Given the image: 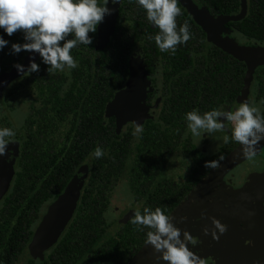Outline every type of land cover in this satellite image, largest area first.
Returning a JSON list of instances; mask_svg holds the SVG:
<instances>
[{
  "label": "trees",
  "instance_id": "trees-1",
  "mask_svg": "<svg viewBox=\"0 0 264 264\" xmlns=\"http://www.w3.org/2000/svg\"><path fill=\"white\" fill-rule=\"evenodd\" d=\"M198 1L214 15L235 13L240 6L239 0ZM184 22L189 24L192 33V38L186 44L191 43L197 48L205 36L181 12L177 17L178 27ZM150 25L144 10L135 0H124L104 48L99 49L96 45L99 24L95 33H89L92 37L89 46L81 44L71 50V55L78 62L77 68L48 73L47 66L39 60L38 72L23 77L7 91L4 104L10 110L14 109L12 103L18 98L25 101L24 92L28 93L29 88L34 98L30 117L22 131L17 133V139L22 143L19 172L1 209L2 214L10 216L8 220H1V247L6 243L10 249L13 246L15 251L23 249L31 235L30 224L36 222V214L42 211L46 203L62 194L77 170L86 164L90 167L89 179L75 218L48 264H74L86 258L91 251L94 255L83 264H90L95 256L100 259L108 256V241L102 242L108 230L106 190L119 181L130 180L132 192L138 199L147 196L143 207L159 206L168 214L174 212L182 198L193 188L189 185L187 188L173 187L165 180L155 187L163 200L154 197L157 194L153 183L159 170L157 163L165 156L160 149L162 144L155 142L157 132H153L151 126L138 140L130 130L122 137L117 131L115 117L107 116L109 106L130 76L131 58L138 47H142L146 66H149V72H153L157 53L161 51L154 40L149 39L158 31L157 28L152 31ZM236 27L249 41H264V0H250L247 19ZM0 35L9 41V45L0 50L1 75L20 63L28 51L11 54L12 43L24 42L21 32L8 36L0 30ZM202 60L204 58L201 56L193 58L195 63ZM240 69L242 85L244 64L241 63ZM192 77L197 78L194 74ZM258 81L261 85L259 96L264 99V70L260 71ZM170 111V108H165L163 113L171 116ZM178 124L177 121L170 125L176 127ZM181 128L184 135L186 124ZM97 145L105 153L100 159L90 155ZM17 215L18 219H14ZM11 220L16 221L12 228ZM8 228L9 233L3 231ZM124 230L121 236L128 246L145 242L146 230L138 231L132 222ZM98 264L103 263L98 261Z\"/></svg>",
  "mask_w": 264,
  "mask_h": 264
},
{
  "label": "flooded vegetation",
  "instance_id": "flooded-vegetation-1",
  "mask_svg": "<svg viewBox=\"0 0 264 264\" xmlns=\"http://www.w3.org/2000/svg\"><path fill=\"white\" fill-rule=\"evenodd\" d=\"M123 1L124 0H120V3L115 9L117 12L123 5ZM191 1L198 8L207 12L213 19H217L222 16L238 15L242 9V0H239L240 6L235 13L214 15L210 13L198 0ZM247 1L248 10L246 17L241 21L226 23L221 29L220 38L223 44L226 42L230 43L232 41L238 46L264 50V41H249L238 31L236 27L237 24L245 21L249 15L250 0ZM178 7H180L181 12H184L185 18H190V21H192L193 24L203 32L205 37L201 39V43L197 46V48H194L190 43L178 45L175 54L158 52L153 72L152 70L149 72V66H146L148 85L145 87L144 93L138 95L132 93V86L129 85L130 82L128 77L126 84L119 93V96L122 98V106H135L136 101L138 100L139 104L146 110L145 117H143L144 119L140 121L137 119V121L129 122L124 129L120 130V135L122 137L127 135L129 130L133 135L136 123H139L143 127V132L138 135H133L136 140H138L149 127L153 126V132H157L155 135V142L157 141L158 144H162L160 149L162 153H165V156L164 158L159 159V162L157 163L159 170L157 171L155 177L156 179L153 182L154 191L157 192V196L155 195L154 197H159L158 194L160 193V191L155 187L165 180L171 183L173 187L187 188L188 185L192 186L193 188L180 201L179 205H181L189 196L194 194L197 187H199L203 182L205 183L209 179L210 175L217 171V168H206L205 162L218 161L219 165H221L240 146L239 143L231 139L229 131L231 128V122L227 121H225L226 128L223 131L212 133L202 132L201 136L194 137L186 128L185 134L183 135L181 126H183L184 123L186 124L183 119L185 112L191 111L194 108L198 109L201 113L209 111L212 108L234 110L239 106L240 102L246 99L250 100L255 106L259 107L262 112H264V99L259 96V89L261 85L258 81L260 71L264 70V66H259L254 70L252 79L249 82L248 91L245 95H243L248 73L246 64L240 61L239 58L224 51L221 47L211 42L209 40V33L196 23L192 15L189 14L179 2ZM150 28L152 31L156 29L154 25H150ZM138 49H142V47H138L137 50ZM29 53L30 52H27L25 56H23L20 64L23 65L24 60ZM199 56L204 58V60H202L201 63H195L193 58ZM241 63L245 66L242 85L240 69ZM210 65L211 67H209ZM13 69H15V67L12 66L9 71L2 73L0 77L11 72ZM192 74L196 75L197 78H193ZM27 75L29 74L25 73L24 76L15 79L4 89L2 97H0L1 104L6 106L4 104V99L7 91L16 86V84ZM24 90L26 91L27 88ZM24 95L25 101H22V98L20 97L12 103L14 107L13 110H10L7 107L13 114H15V116H17L20 113L18 110L22 108H18L17 104L20 103V105H23L21 103H26L27 113L22 125L18 129H14L16 136L13 138L11 143L19 145L18 158L16 159L14 165V175L10 183V187L7 193L0 199V225L2 224L1 220H8L10 218L9 215L6 216L2 214L1 209L3 208L5 199L8 197L14 186L16 176L19 172L18 162L21 156L22 143L17 139V133L22 131L25 121L29 119L31 108L33 107L34 97H32L31 89H28V93L24 92ZM165 108H170L171 116H166L163 113ZM20 118L22 119V116ZM219 119L223 120L224 118L221 117ZM177 121L179 126L174 127L170 125L172 122ZM12 126L15 125L11 124V126L7 125L6 127ZM225 135L229 136V141L227 143H224L223 140ZM232 147L234 148L230 150ZM213 152L216 153L212 155L211 153ZM263 152L264 147L260 150L257 159H260ZM221 157H223V159H221ZM254 158L252 160H254ZM261 160L264 162L263 159ZM249 161L251 160H248L247 162ZM86 165L89 167L88 164ZM239 167L240 166L237 165L231 169L229 168L219 172L221 180L223 181V184L221 185L222 190L220 188L219 189L221 192H224V190H231L233 192L241 190L242 195L244 196L243 200L247 199L248 203H250L252 201V197H254L257 209L260 210L261 207V211H264V163L243 177V179L242 177L241 179L236 178V175L241 169ZM88 179L85 182L84 188L86 187ZM120 185H124L128 196L120 199L119 203H123V205L113 206V194L117 191ZM211 185H213V183ZM211 188L214 190L201 192L199 195L195 194V197L193 198L194 204L187 213L179 218V221L174 223V225L181 229V238L183 231L186 230L194 238L198 240L200 239L201 243H198L195 246L191 244L188 245L193 252H199V256L205 258L207 264H218L222 258V255H220L221 251L224 249L230 251L234 249V247L229 245V241L231 240H228V228L222 234L224 236L217 232V235L219 236L218 240H214L212 238L211 230L214 226L212 225L211 218H215L224 224L225 220L236 213L232 212V210L235 209V207H232L227 215L219 218L218 212L223 204L227 202V198L223 199V196L218 195L216 192L218 187L215 188L212 186ZM83 190L81 192L80 200L82 198ZM106 193L108 194V230L106 231L108 237L105 241H108V256L103 259L95 256V258L90 261V264H98V261H101L103 264H167L166 261L157 259L160 254L155 252L152 246L147 249L145 242L141 245L132 244V246H128L121 236L127 225L131 223L134 210L137 208L141 209L143 207V204L147 200V196L145 195L140 199L135 197L132 192L131 181L128 179L119 181L114 187L108 188ZM141 193L143 194L144 192ZM58 197L52 202L46 203L43 206L42 211L36 214V222L34 224H30L32 226L29 230L31 235L23 249L18 248V251H15L13 246H11L12 249H10L6 246V243H4L2 247L0 246V264L51 263L48 262L49 258L53 255L56 247L63 241L65 233L75 218L80 200L73 218L64 232L61 233L57 242L51 248L45 250L41 255H34L30 250V245L33 242L36 231ZM170 215H172V213ZM111 216H115V218L111 219ZM14 219H18V215L15 216ZM14 224L16 225V221L11 220V228ZM239 225L242 228V231H238L242 234L247 233L246 225L244 223ZM251 226L255 227L253 223H251ZM205 227L209 229V233L207 235H205L203 231ZM9 230L10 228L3 229V231H7L8 233ZM257 231L258 230H253L252 228V232L255 234H257ZM207 241L209 245L205 243ZM92 255H94V252L91 251L86 258L79 260L74 264L86 263L87 260H90Z\"/></svg>",
  "mask_w": 264,
  "mask_h": 264
},
{
  "label": "clouds",
  "instance_id": "clouds-1",
  "mask_svg": "<svg viewBox=\"0 0 264 264\" xmlns=\"http://www.w3.org/2000/svg\"><path fill=\"white\" fill-rule=\"evenodd\" d=\"M120 0H0V30L8 36L19 31L23 34V43H12L11 54L22 50L37 53L42 64L47 66L48 73L72 70L78 67V62L71 55V50L78 45L89 46L97 26L106 15L113 11L108 7ZM135 3L144 10L147 21L158 29L154 36L155 45L161 52L175 54L178 45H185L191 38L190 26L184 22L179 27L177 17L181 15L178 0H135ZM9 41L0 35V50H3ZM17 72L24 76L40 70V64L30 58L27 67L20 63L13 65ZM223 117L221 120L219 118ZM187 129L194 137L201 136L202 132L212 133L223 131L225 121L231 122V139L242 146L243 156L249 160L256 155V146L264 139V112L250 100H244L234 110L212 108L201 113L192 109L184 114ZM143 132V127L136 124L133 135ZM16 132L11 127L0 126V157L6 152V147L12 142ZM224 143L229 136L223 137ZM104 150L97 145L90 155L95 159L104 156ZM11 157L8 150L7 159ZM223 159V157H221ZM218 161H206V168H218ZM172 216L161 207L145 206L133 212L132 224L138 231H145V243L150 244L160 255L158 260L167 264H207L205 258L193 252L188 245L201 243L188 231H183L172 222ZM212 219L211 235L218 240L217 232L223 234L227 226L215 218ZM204 234L209 233L207 227Z\"/></svg>",
  "mask_w": 264,
  "mask_h": 264
},
{
  "label": "water",
  "instance_id": "water-1",
  "mask_svg": "<svg viewBox=\"0 0 264 264\" xmlns=\"http://www.w3.org/2000/svg\"><path fill=\"white\" fill-rule=\"evenodd\" d=\"M178 2L188 11L189 14L192 15L196 23L209 33V40L211 42L221 47L224 51L239 58L240 61L246 64L248 73L243 94L245 95L248 91L249 82L252 79L254 70L259 66H264V50L238 46L232 41L229 43L224 40L226 43L223 44L220 38V32L226 23L241 21L246 17L248 1L242 0V9L238 15L222 16L217 19H213L203 9H200L194 5L191 0H178ZM116 15L117 11H112L111 14L106 15L104 20L100 23L98 30V41L96 43L97 48H104L109 42ZM30 58L35 59L37 62L40 57L37 53L30 52L24 60L23 65L25 67L28 66ZM145 62V56L142 49L136 50L135 54L131 58L129 76V85L132 86L131 91L136 95L143 94L145 87L148 85L147 67ZM21 76L22 74L18 73L16 68L11 72L2 75L0 77V97H2V92L4 89L8 87L12 81ZM119 95L120 94H118L115 101L109 106L107 110V116L116 118L118 132H120L122 126L128 124L129 122L137 121V119L138 121L144 119L143 117H145L146 114L145 108L139 104L137 99L135 106H122V98ZM263 145L264 139L259 141L258 145L256 146V150L259 151ZM18 149V144L10 143L6 147L5 155L0 157V199L7 193L10 187V183L14 175V165L16 159L18 158ZM8 150L11 151V157L7 159ZM245 159L246 158L243 156L242 152V146L240 145L236 151H234L230 157L217 168V171L210 175L209 179L205 183L203 182L199 187L196 188L193 195L189 196L181 205L176 208V210L171 215L173 218L172 222L176 223L179 221L180 217L188 212V210L194 204L193 198L195 197V194L199 195L201 192L214 190L211 188L212 186L215 188L218 187L216 190L218 195L223 196V199L227 198V202L225 201L226 203L223 204L218 212L219 218L227 215L232 207H235V209L232 210V212H235L242 204L248 203L247 199L243 200L244 196L242 195L241 190L238 192H233L231 190H224V192H221L222 183H220L221 177L219 173L237 166ZM88 177L89 167L87 165L80 167L65 188L64 192L51 206L45 219L36 231L33 242L30 245V250L34 255H41L45 250L51 248L57 242V239L61 233L64 232L69 222L73 218L81 197V192ZM212 183L213 185H211ZM205 243L209 245L208 241ZM146 245L147 249L151 247L150 244ZM239 250L240 248H238L236 252L234 251V253L227 250L226 258H228L229 253H232L233 256H236L238 264H250V259L247 255L248 251H243L242 249L240 251Z\"/></svg>",
  "mask_w": 264,
  "mask_h": 264
},
{
  "label": "rangeland",
  "instance_id": "rangeland-1",
  "mask_svg": "<svg viewBox=\"0 0 264 264\" xmlns=\"http://www.w3.org/2000/svg\"><path fill=\"white\" fill-rule=\"evenodd\" d=\"M117 5H113L111 2H109V8H111L113 11L117 8ZM137 103V101H136ZM23 105H20V103L17 104V107L20 111V113L15 116L6 106L0 103V126H7L11 124H14L15 126H12L13 129H18L26 116L27 108L26 103H21ZM22 116V119L20 118ZM128 124L122 126L121 130L124 129L125 126ZM220 143V142H219ZM219 145V144H218ZM264 147V145L259 149V151L256 152V155L254 160L251 159V161L247 162L249 159H245L238 165L240 166V172L236 175V178L243 179L247 174L255 170L259 165L264 163L261 159L264 160V152L260 159L258 158V154L260 153V150ZM216 153H211L212 155ZM223 181L221 180V183ZM223 184V183H222ZM127 191L124 187V185H120L117 191L113 194V200L112 204L113 206H120L123 205V203H119L120 199L127 197ZM236 214L225 220L224 224L228 228V240L229 245L231 247H234V249L230 250L232 253L234 251L236 252L238 248L241 247L243 251H248V257L250 259V264H264V211H261L257 209V204L252 197V201L250 203H244L242 204L236 211ZM257 215V216H256ZM115 216H111V219H114ZM108 219V215H107ZM244 223L247 227V233H240L238 230L242 231V228L239 224ZM251 223L255 227L251 226ZM174 224V223H173ZM248 224V225H247ZM253 230H258L257 234L252 232ZM253 234V235H252ZM108 234H106L102 241H105L107 239ZM237 248V249H235ZM232 253H229L228 258L227 256V250L224 249L221 251L220 255H222V258L220 259V262L218 264H238L236 256H233ZM227 259V260H226Z\"/></svg>",
  "mask_w": 264,
  "mask_h": 264
}]
</instances>
